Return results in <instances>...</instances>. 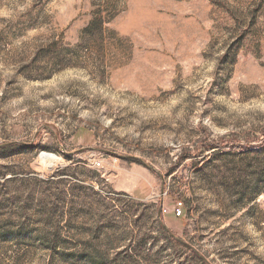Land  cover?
Segmentation results:
<instances>
[{"label":"rangeland","instance_id":"rangeland-1","mask_svg":"<svg viewBox=\"0 0 264 264\" xmlns=\"http://www.w3.org/2000/svg\"><path fill=\"white\" fill-rule=\"evenodd\" d=\"M93 1L0 0V264H264V0Z\"/></svg>","mask_w":264,"mask_h":264},{"label":"trees","instance_id":"trees-1","mask_svg":"<svg viewBox=\"0 0 264 264\" xmlns=\"http://www.w3.org/2000/svg\"><path fill=\"white\" fill-rule=\"evenodd\" d=\"M119 0H94L92 2L93 8L95 10L91 14V20L88 23L86 29L83 31V36L87 37L89 34L93 32L102 33L104 30V25L109 23L112 18L119 12ZM217 148V147H215ZM189 158L188 152L183 153L181 160ZM183 210L185 208L186 212L188 211V207L184 205L183 202ZM77 256H81L78 253H66L65 257L68 259H74Z\"/></svg>","mask_w":264,"mask_h":264},{"label":"built area","instance_id":"built-area-1","mask_svg":"<svg viewBox=\"0 0 264 264\" xmlns=\"http://www.w3.org/2000/svg\"><path fill=\"white\" fill-rule=\"evenodd\" d=\"M183 212V204L182 203H178L175 207V216L179 217L182 215Z\"/></svg>","mask_w":264,"mask_h":264}]
</instances>
